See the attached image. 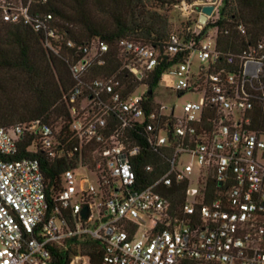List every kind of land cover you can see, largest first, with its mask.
<instances>
[{"label":"built area","instance_id":"1","mask_svg":"<svg viewBox=\"0 0 264 264\" xmlns=\"http://www.w3.org/2000/svg\"><path fill=\"white\" fill-rule=\"evenodd\" d=\"M204 4L178 0L175 7L188 22ZM218 5L205 24L218 18ZM0 17L33 21L55 53L51 38L81 52L69 66L76 84L65 97L69 147L59 128L40 120L0 127V264H51L58 249L69 251L67 264H89L91 251L98 264H264V133L249 128L251 111L264 107V39L225 55L216 49L214 26L197 42L205 25L198 21L169 33L167 60L182 59L160 77L173 80L168 90L176 96L197 95L175 113L143 82L163 60L155 47L117 42L134 82L128 90L113 76L83 80L92 61L103 62L102 40L76 45L59 37L51 15L31 18L21 0H0ZM139 86L145 89L136 93ZM26 138L25 151L72 158L52 195L38 159L16 157ZM137 140L168 151L161 172L144 185L135 172ZM78 169L89 178L78 179ZM181 184L177 207L169 195Z\"/></svg>","mask_w":264,"mask_h":264},{"label":"trees","instance_id":"2","mask_svg":"<svg viewBox=\"0 0 264 264\" xmlns=\"http://www.w3.org/2000/svg\"><path fill=\"white\" fill-rule=\"evenodd\" d=\"M178 0H155L159 7L175 4ZM28 5L31 18L48 22L59 37L80 45L98 38L108 45L103 62L92 61L84 74V81L113 76L127 89L134 84L132 77L122 67L116 44L121 39L138 41L155 47L163 60L143 79L151 89L156 86L161 72L170 64L179 62L181 54L167 60L164 46L169 34L162 16L145 8L143 0H21ZM37 16V17H35ZM189 23L187 24V26ZM216 27V49L222 54H238L248 45L264 39V0H220L218 18L207 22L193 36L201 40L210 27ZM241 27V29H240ZM185 37V36H184ZM59 47L55 53L44 45V33L34 28V22H7L0 17V127L30 123L40 120L59 128L63 140L68 138L67 120L69 106L66 94L75 86L69 66L81 57L76 47H67L60 39L53 41ZM148 101L151 95L147 97ZM249 128L264 133V107L251 111ZM138 139V138H137ZM140 139V138H139ZM62 140V139H61ZM64 147L71 145L67 139ZM141 141V140H139ZM135 155V172L139 182H150L166 163L167 150H153L142 140ZM29 138L22 141L16 157L29 156L38 159L46 180V194L60 186L59 176L64 169L73 166L71 157L62 154L49 159L40 151H25ZM151 166L148 171L145 167ZM211 185V184H210ZM171 196L175 206L184 198V185ZM89 264H98L94 252H89ZM69 251L55 250L51 264H67Z\"/></svg>","mask_w":264,"mask_h":264},{"label":"rangeland","instance_id":"3","mask_svg":"<svg viewBox=\"0 0 264 264\" xmlns=\"http://www.w3.org/2000/svg\"><path fill=\"white\" fill-rule=\"evenodd\" d=\"M191 1H196L197 3H208L211 2V0H191ZM145 2V9L149 11H156L158 12L164 21L167 24L168 27V32H174L177 34H181L187 24L189 23L193 28L197 27V14H191V16L187 19L188 22L186 21V16L182 14L176 7V3L172 5H166L163 7H159L158 3L155 2V0H143ZM220 2V0H216L215 4L217 5ZM195 60L193 59V62ZM173 80L163 73L156 84V86L153 88V95L154 98L159 101L161 104H164L166 106H170L172 104L175 105V113L178 112L180 109V106L182 105L183 102L188 101V100H196L197 95L191 94V93H183L180 96H176L173 92L171 93L168 90V85L172 83ZM145 88L143 86H139L138 89L136 90V93H140L143 91ZM76 176L77 178L81 177H86L89 178L88 174L86 171L83 169H78L76 171Z\"/></svg>","mask_w":264,"mask_h":264},{"label":"water","instance_id":"4","mask_svg":"<svg viewBox=\"0 0 264 264\" xmlns=\"http://www.w3.org/2000/svg\"><path fill=\"white\" fill-rule=\"evenodd\" d=\"M216 0H211L210 3L204 4L201 6L200 13L198 14L197 21L203 25L206 22L207 16L211 14L214 9ZM147 93H150V90H147ZM82 216H86V210L83 209Z\"/></svg>","mask_w":264,"mask_h":264}]
</instances>
